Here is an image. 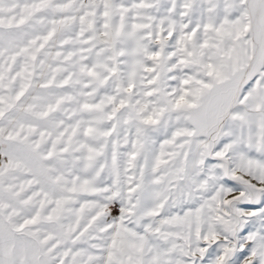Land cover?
Wrapping results in <instances>:
<instances>
[{"label": "snow or ice", "instance_id": "obj_1", "mask_svg": "<svg viewBox=\"0 0 264 264\" xmlns=\"http://www.w3.org/2000/svg\"><path fill=\"white\" fill-rule=\"evenodd\" d=\"M0 264H264V0H0Z\"/></svg>", "mask_w": 264, "mask_h": 264}]
</instances>
